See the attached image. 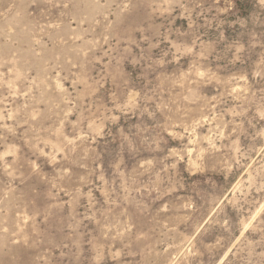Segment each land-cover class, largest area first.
Wrapping results in <instances>:
<instances>
[{
	"label": "rangeland",
	"instance_id": "obj_1",
	"mask_svg": "<svg viewBox=\"0 0 264 264\" xmlns=\"http://www.w3.org/2000/svg\"><path fill=\"white\" fill-rule=\"evenodd\" d=\"M0 264H264V0H0Z\"/></svg>",
	"mask_w": 264,
	"mask_h": 264
}]
</instances>
